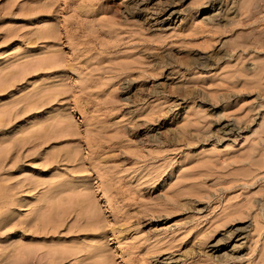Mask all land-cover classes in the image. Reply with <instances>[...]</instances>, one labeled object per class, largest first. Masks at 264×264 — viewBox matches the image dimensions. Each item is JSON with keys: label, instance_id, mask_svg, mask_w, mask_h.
<instances>
[{"label": "rangeland", "instance_id": "obj_1", "mask_svg": "<svg viewBox=\"0 0 264 264\" xmlns=\"http://www.w3.org/2000/svg\"><path fill=\"white\" fill-rule=\"evenodd\" d=\"M242 1L59 2L61 8L47 14L60 25L56 50L33 41L20 55L0 56V264H264V135L254 119L264 111L256 114L255 95L238 91L230 75L238 57L234 38L264 25V0L249 10L257 11V21ZM9 2L0 0V42L14 21L4 16ZM169 7L179 13L172 31L153 32L147 14ZM89 17L106 32L91 30ZM125 57H137L140 65ZM113 58L134 65L119 75V66L109 65ZM44 61L55 62L57 71L71 65L72 75L38 86L52 71L33 76L45 70ZM11 85L16 91L7 90ZM59 102L55 113L41 117ZM44 129L42 143L37 135ZM235 131L250 138L231 148ZM200 148L206 152L197 155ZM69 152L73 160L53 163V154ZM78 171L86 176L81 182L72 176ZM24 199V211L13 215ZM89 215L102 217L100 233L80 231L92 222Z\"/></svg>", "mask_w": 264, "mask_h": 264}, {"label": "bare ground", "instance_id": "obj_2", "mask_svg": "<svg viewBox=\"0 0 264 264\" xmlns=\"http://www.w3.org/2000/svg\"><path fill=\"white\" fill-rule=\"evenodd\" d=\"M10 2H9V6H8V9H6L5 7H4V16H5V18L6 19H8V21H10L11 19H13L14 21L13 22H11V23H9L11 26H10V28H9V31L7 32V34H4V35H2L1 36V38H2V40H1V42H0V56H6V57H9L11 54H14V55H17V54H21V53H24V50L26 49V47L31 43V42H33V44H36L37 45V47L36 48H42V49H47V48H49V46L51 45V49L52 50H56L57 49V47H59V46H57V44L55 43V42H59V41H61L62 39V35H61V31L59 32V26L57 25V23H55V21H51L50 22V20H49V17H48V12H52V11H54V12H57L58 11V9L59 8H61L60 7V5H59V2H60V0H22L21 2H17L18 0H9ZM72 2L73 0H62L61 2L62 3H66V2ZM187 1V0H186ZM203 1V0H202ZM7 2V1H6ZM60 2V3H61ZM149 2V1H148ZM8 3V2H7ZM85 3V2H84ZM194 3V2H193ZM241 3V2H240ZM256 3H258V1H256V0H244V2L242 1V3H241V7H242V9L245 11V9L246 8H248L247 9V11H249L250 10V8H252L253 6H255L256 5ZM75 4V3H74ZM73 4V5H74ZM195 4V3H194ZM200 4V3H199ZM66 5V4H65ZM79 5V4H78ZM85 5V4H84ZM94 5V4H93ZM196 5V4H195ZM258 5V7L257 6H255L256 7V9H260V6H259V4H257ZM71 6V5H70ZM129 6V5H128ZM129 7H131V6H129ZM191 7V6H190ZM261 7H262V5H261ZM264 7V6H263ZM68 8V7H67ZM80 8V7H79ZM86 8V7H85ZM90 9V8H89ZM150 9V8H149ZM165 9V8H164ZM201 9H203V7L202 8H200L198 11H196V13L198 12H200L201 11ZM263 8H261V10H262ZM80 10V9H79ZM153 10V9H152ZM255 10V9H254ZM264 10V9H263ZM246 11V12H247ZM252 11V10H251ZM251 11H249V13L251 12ZM256 11V10H255ZM255 11H253L252 13H250V14H253ZM86 12H87V9H86ZM125 12V11H124ZM165 13L164 14H162V15H159L158 16V13L155 11V10H153V11H149V13L147 14V16H146V21H147V25H150V27L149 28H151L152 30H153V32H156V31H158V32H163V33H169L170 31H172V29H173V25L174 24H176V22H177V20L179 19V13H178V11H176V10H174L173 9V7H169L167 10H165L164 11ZM240 12V11H239ZM257 12V11H256ZM259 12H261L260 10H259ZM76 13H78V12H76ZM135 11L133 10V9H131L130 8V11H129V13L127 12V14L130 16H134L135 15ZM126 14V15H127ZM245 14V13H244ZM256 14H258V13H256ZM77 15V14H76ZM104 15V14H103ZM106 16V15H105ZM105 16H103V20H104V17ZM244 16V15H243ZM260 16H261V19H262V12L260 13ZM84 17H86V16H84ZM107 17V16H106ZM105 17V18H106ZM250 17V16H249ZM249 17L247 16V18L249 19ZM256 16H254V14H253V18H255ZM75 18V17H74ZM82 18V17H81ZM80 18V19H81ZM90 18V17H89ZM98 18V17H97ZM96 18V19H97ZM240 18V17H239ZM246 18V20H248ZM251 18H252V15H251ZM257 18V19H256ZM255 19H256V21L257 20H259L260 19V17H256ZM259 18V19H258ZM83 19V18H82ZM88 19V18H87ZM90 19H92V18H90ZM100 19V18H99ZM108 19V18H107ZM106 19V20H107ZM124 19V18H123ZM211 19V18H210ZM238 19V18H237ZM106 20H104V22H106ZM118 20V19H117ZM245 20V21H246ZM249 20H251V19H249ZM85 21V20H84ZM88 21H89V19H88ZM97 21H98V19H97ZM94 18L92 19V21H89V22H87L88 23V26L89 27H91V30H95V29H97V28H99V26H97V22ZM102 21V20H101ZM116 21V20H115ZM242 21V20H241ZM253 21V19L251 20V21H249V22H252ZM255 21V20H254ZM78 22V21H77ZM82 22V21H81ZM108 22H110L109 20H108ZM117 22V21H116ZM249 22H247L248 24H249ZM199 23H201V22H199ZM198 23V27H199V24ZM240 23V22H239ZM238 23V24H239ZM242 23H245V22H242ZM242 23H240V25H242ZM254 23H257V22H254ZM262 23V22H261ZM117 24V23H116ZM193 24V23H192ZM237 24V23H236ZM251 24V23H250ZM111 25V24H110ZM190 25V24H189ZM196 25V24H195ZM194 25V26H195ZM244 25H246V23L244 24ZM259 25V24H258ZM80 26V25H79ZM117 26V25H116ZM120 26V25H119ZM123 26V25H122ZM177 26V25H176ZM193 26V27H194ZM201 26V25H200ZM203 26V25H202ZM237 26V25H236ZM243 26V25H242ZM86 27V26H85ZM110 27H112V26H109V28ZM126 27H127V25H126ZM130 27H132V25H130ZM135 27V26H134ZM133 27V28H134ZM198 27L197 26H195L194 28H197V29H194L193 28V31L195 32V30H197L196 32H197V34H199L198 33V31L200 32L201 30H199L198 29ZM246 27H248L247 25H246ZM71 28V27H70ZM73 28V27H72ZM106 27H104V28H99L100 29V33L101 34H104L105 32H106V30L107 29H105ZM108 28V29H109ZM129 28V27H128ZM136 28V27H135ZM139 28H142V27H139ZM177 28V27H176ZM202 28V31H203V28H204V26L203 27H201ZM207 28V25L205 26V28H204V30ZM85 29V28H84ZM84 29H83V31H84ZM124 29H126L125 28V25H124ZM8 30V29H7ZM61 30V29H60ZM86 30H87V27H86ZM118 30V29H117ZM191 30H192V28H191ZM246 31H238L237 33V35L235 36V40H234V44H233V47H234V49L237 51V59L235 60L236 61V64L235 65H233V66H235L236 67V70L235 71H233L232 73L230 72V75L232 76V74H233V77H231V79H233V85H235V88L238 90V91H240V92H242L243 90H245V91H250L252 94H253V96L255 95V97H256V99L255 100H257L258 102H259V108H258V106H257V108L259 109L258 110V112L256 113V114H258V113H262L263 111H264V25L263 26H256V25H252V26H249L248 28H246L245 29ZM80 31H82L81 29H80ZM99 31V30H98ZM180 31V30H179ZM193 31H190L189 32V28H188V31L187 32H189V35H190V33H191V36H192V32ZM208 31V30H207ZM86 32H88V31H86ZM116 32V30H114L113 31V33H115ZM132 32V31H131ZM194 32H193V34H194ZM79 33V32H78ZM95 33V32H94ZM125 33V32H124ZM162 33V34H163ZM203 33H206L205 31H203ZM83 34H84V32H83ZM122 33H120L119 35L120 36H123V34L121 35ZM133 35H136V34H139V33H137L136 31H134L133 33H132ZM170 34V33H169ZM169 34H166V35H168V36H170ZM187 34V33H186ZM196 34V33H195ZM118 35V33H117V36H119ZM127 35V34H126ZM130 35V34H129ZM145 35V34H144ZM143 35V36H144ZM159 35V34H158ZM165 35V36H166ZM78 36V35H77ZM99 36V35H98ZM103 36V35H102ZM106 36H108V35H106ZM105 36V37H106ZM114 36H116V33L114 34ZM128 36V35H127ZM142 36V35H141ZM164 36V37H165ZM74 37H75V35L74 34H71L68 38L70 39V40H67V38H66V40L69 42V43H73L72 42V40L74 39ZM83 37V36H82ZM101 37V36H100ZM160 37H162L161 35H160ZM103 39H105L104 38V36L102 37ZM112 38H114V37H112ZM148 38V37H147ZM150 38V37H149ZM154 38V37H153ZM97 39V38H96ZM131 39V38H130ZM163 39V38H162ZM171 39V38H170ZM114 40V39H113ZM121 40V39H120ZM125 40V39H124ZM151 40V39H150ZM166 40H168V39H166ZM101 41H103L104 42V40H101ZM105 41H106V39H105ZM108 41H110V38L108 37V40H107V43H109ZM112 41V40H111ZM116 41V40H115ZM137 41V40H136ZM157 41V40H156ZM100 42V41H99ZM103 42H100V44L102 43L103 44ZM121 42V41H120ZM138 42V41H137ZM160 42V41H159ZM6 43H8V45H6ZM79 43V42H78ZM106 43V42H105ZM115 43V42H114ZM175 43V42H174ZM177 43H179V42H177ZM181 43V42H180ZM192 43V42H191ZM14 44H16V45H14ZM101 44V45H102ZM112 44V42L109 44V45H111ZM12 45V46H11ZM126 45V44H125ZM176 45V44H175ZM179 45V44H178ZM112 46V45H111ZM117 46V45H116ZM170 46V45H169ZM107 47V46H106ZM9 48V50L8 51H6L7 49ZM108 48V47H107ZM136 48V47H135ZM134 48V50H136ZM111 50V49H110ZM109 50V51H110ZM121 50V49H120ZM130 50V49H129ZM123 51H125V50H123ZM133 51V50H132ZM12 52H14V53H12ZM127 52V51H126ZM125 53V52H124ZM243 53V54H242ZM119 56V55H118ZM135 56H137L136 54H135ZM109 57V56H108ZM122 57V56H121ZM138 57V56H137ZM136 57V58H137ZM106 58V57H105ZM115 58H117V57H115ZM115 58H113V59H110V64L108 63V62H106V63H108L110 66H111V63L112 62H115L116 61V59ZM125 58H129V57H125ZM133 58H135V57H133ZM136 58L135 59H132V58H129V60H135L133 63L135 64V62L138 64V61L137 60H139V59H137L136 60ZM139 58V57H138ZM119 59V58H118ZM117 59V60H118ZM121 59H123V58H120V60ZM246 59H249V61H248V63L249 64H251L250 66L248 65V68H246L245 70H243L241 67H242V65H243V61L244 60H246ZM96 60V59H95ZM109 60V59H108ZM107 60V61H108ZM115 60V61H114ZM119 60V61H120ZM106 61V60H105ZM125 61H128L127 59H125ZM124 61V62H125ZM140 61V60H139ZM184 61V60H183ZM188 61V60H187ZM250 61H252V62H250ZM131 61H129V63H130ZM131 62V63H132ZM116 63V62H115ZM129 63H121V61H120V63L119 64H117V66H119V67H116L117 68V70L116 71H118V74L119 75H121L122 74V70H123V67L125 66V67H127V66H129V69H130V66H133V65H131V64H129ZM137 64H136V66H137ZM142 64H143V67H144V63H141V66H142ZM240 64H242V65H240ZM246 64V63H245ZM114 65V64H113ZM140 64H138V66H139ZM43 66H45V68H43V69H45L43 72H35L34 74H33V76H36V75H38V74H40V73H45L46 71H48V70H52L51 71V73L50 74H45V76H49L50 75V78H48L47 77V79H45V80H41V81H38L36 84L39 86L41 83H45L47 80H54L55 82H60V81H63L64 79H66L67 78V76H69V74H71L72 75V68H71V65H69V66H65L64 68H62V70L61 71H57L56 69H58V68H56V63L55 62H53V63H51V62H49V61H44L43 63H42V65H40V67L42 68ZM93 66V65H92ZM105 66H106V68H107V65L105 64ZM135 66V67H136ZM146 66V65H145ZM96 68V67H95ZM100 68V67H99ZM102 68H104V66L102 67ZM121 68V69H120ZM90 69V68H89ZM108 69V68H107ZM106 69V70H107ZM109 69H111L112 71H115V70H113L112 68H109ZM115 69V68H114ZM125 69V68H124ZM96 70H98V69H96ZM103 70V69H102ZM127 70H128V68H127ZM134 70V69H133ZM100 71V70H99ZM104 71H105V68H104ZM103 71V72H104ZM150 72V71H149ZM226 73V72H225ZM32 74V73H31ZM229 74V73H228ZM125 75V74H124ZM223 75V74H222ZM225 75V74H224ZM227 76V75H226ZM228 77V76H227ZM227 77H226V80L225 81H227ZM230 77V76H229ZM223 78V77H222ZM224 78H225V76H224ZM116 79V78H115ZM114 79V80H115ZM229 79V78H228ZM24 80H27V77L26 78H24ZM110 80V79H109ZM108 80V81H109ZM66 81V80H65ZM111 81V80H110ZM225 81H223V82H225ZM220 83H222V82H219V84ZM24 85V84H23ZM22 85V86H23ZM56 85V84H55ZM215 85V84H214ZM222 85V84H221ZM220 85V86H221ZM224 85V84H223ZM229 85V84H228ZM21 86V87H22ZM216 86V85H215ZM11 87H15V91H16V89H17V87L14 85H11L7 90H9ZM20 87V88H21ZM185 87V86H184ZM226 87V86H225ZM228 87V86H227ZM20 88H19V90H20ZM9 91H11V90H9ZM8 91V92H9ZM7 91H5V93H6ZM12 92V91H11ZM14 92V91H13ZM108 95V94H107ZM107 98H108V96H107ZM254 100V99H253ZM63 106V102H59L57 105H55L53 108H49V109H47V110H44V111H42L41 112V117L43 118V117H45L46 119L48 118V116H50L51 114H53V113H55L60 107H62ZM242 106V105H241ZM248 110V109H247ZM254 111V110H253ZM259 111H262V112H259ZM239 112V111H238ZM250 112V111H249ZM250 114V113H249ZM65 115V114H64ZM193 116V115H192ZM252 117V116H251ZM255 124L258 126L257 128L259 129H261V132H262V135H264V116H261V115H259L258 117H256L255 116ZM198 122V121H197ZM253 123V122H252ZM196 124V123H195ZM186 127V126H185ZM193 127V126H192ZM48 129H49V127H47ZM251 129V128H250ZM258 129H257V131H258ZM45 130V129H44ZM50 130V129H49ZM48 130V131H49ZM62 130H63V128H62ZM248 130V129H247ZM166 132V131H165ZM247 132V131H246ZM246 132H243V131H240L239 133H238V131H235V134H232L233 136H234V142H233V144L232 145H230V147L231 148H236L237 146H239L241 143H243V141H244V143L243 144H241L242 146L243 145H245L246 144V142H248V140H249V138L250 137H246V135H245V138H243V135H242V133L244 134V133H246ZM256 132V131H255ZM105 134V133H104ZM117 134V133H116ZM257 134V133H256ZM47 135H48V133H47V130H45V133H39L37 136H38V138L39 139H41V140H43L42 141V143H45L46 142V139L48 138L47 137ZM99 137H101V136H99ZM110 137V136H109ZM118 137V136H117ZM111 139H113V138H111ZM116 140V139H115ZM118 140V139H117ZM224 141L226 140V141H229L227 138H225V139H223ZM222 140H218V142L220 143ZM253 141V140H252ZM218 144V143H217ZM217 144H213V147H212V149L211 150H213V152L215 151V149H219V148H217ZM85 146L87 147V149H89L90 147H91V145L87 142V138L85 139ZM241 146V147H242ZM152 147V146H151ZM250 147V146H249ZM252 147V149H254L255 148V145L254 146H251ZM154 148V147H153ZM179 148V147H178ZM245 148V147H244ZM156 149V148H155ZM248 148H246V150H247ZM250 149V148H249ZM248 149V150H249ZM158 150V149H157ZM241 150V149H240ZM245 150V149H244ZM244 150L242 151V152H244ZM89 151V150H88ZM87 151V152H88ZM153 152V151H152ZM157 152H159V151H157ZM206 152V150L205 149H203V148H200L199 150H197V155H200V154H202V153H205ZM219 152V151H218ZM221 152V151H220ZM239 152H241V151H239ZM246 152V151H245ZM249 152V151H248ZM264 152V151H263ZM227 153V152H226ZM153 154V153H152ZM220 154V153H219ZM244 154V153H243ZM235 155V154H234ZM259 157V156H258ZM71 158H72V160H73V157H72V153L71 152H69L67 155H66V157H63V156H56L55 154H53V158H52V160H53V163H56L57 165H61L62 163H64V162H68V161H70L71 160ZM208 158V157H207ZM207 158H205V161H206V159ZM236 158H238V157H236ZM241 158H243L242 156H241ZM247 158V157H246ZM245 158V159H246ZM248 159H249V157H248ZM239 160V159H238ZM213 161V160H212ZM219 161V160H218ZM242 161H244V160H242ZM260 161V160H259ZM209 162V161H208ZM217 162V161H216ZM263 162V161H262ZM200 163H201V161H200ZM203 163V162H202ZM201 163V164H202ZM206 163H207V161H206ZM257 163H258V161H257ZM253 164V163H252ZM261 163H259L258 165H260ZM263 164H264V162H263ZM195 165V164H194ZM214 165V164H213ZM212 165V166H213ZM253 165H255V163L253 164ZM252 165V166H253ZM195 166H197L198 168H199V166H201L200 164H199V166L198 165H195ZM193 167V168H195L196 169V167ZM202 166H203V164H202ZM206 166V165H205ZM204 166V167H205ZM215 166V165H214ZM256 166H257V164H256ZM209 167V166H208ZM211 167V166H210ZM264 167V166H263ZM189 168H190V166H189ZM191 169V168H190ZM189 169V170H190ZM154 171V170H153ZM190 171H192V170H190ZM142 174V173H141ZM77 175L78 176H75V175H72L73 177H75V178H73V179H75V180H78L79 182H81V180H82V178H84V177H86L83 173H79V171H78V173H77ZM71 176V175H70ZM143 178H141V180H142ZM140 180V181H141ZM179 183V182H178ZM177 184V183H176ZM179 185V184H178ZM97 186V185H96ZM176 186V185H175ZM95 187V186H94ZM174 187V186H173ZM179 187V186H178ZM97 188V190L98 191H100V193L101 194H103V191L102 190H100V188H98V187H96ZM185 188V187H184ZM183 188V191L185 190ZM176 189V188H175ZM188 189V188H187ZM190 189V188H189ZM192 189V188H191ZM193 190H194V188H193ZM193 190H191V191H193ZM131 191V190H130ZM181 192H182V190L180 191V196H182L181 195ZM190 192V191H189ZM173 194V193H172ZM177 194H179V192H177ZM167 195H169V194H167ZM132 196V195H131ZM170 196V195H169ZM173 197H174V195H172ZM177 196L178 195H176V198H177ZM187 196V195H186ZM189 196V195H188ZM174 199V198H173ZM178 199V198H177ZM89 201V200H88ZM179 201V200H178ZM25 202H26V200L24 199L23 201H21L19 204H17V206H16V209L12 212V214L13 215H15V214H17V213H19V212H21V211H24L23 209L24 208H22L23 206H24V204H25ZM83 202H85V201H83ZM24 203V204H23ZM82 205V204H81ZM141 206V205H140ZM104 207L105 208H107L108 209V203L107 202H104ZM166 207V206H165ZM190 207V206H189ZM173 209V208H172ZM107 211V210H106ZM239 211V210H238ZM236 214H237V212H236ZM234 215V214H233ZM104 218V217H103ZM101 219H102V217H101ZM99 220V219H97V217L96 216H94V215H89V216H87V220H91L92 222L90 223V222H85V224L83 225V226H81V229H80V231L81 232H84V231H87L88 230V228H93V230L94 231H96V232H98V233H100L101 232V230L97 227V225L99 224L100 225V222L101 221H103V220ZM133 219V218H132ZM128 220V219H127ZM130 222V221H129ZM129 222H127V223H129ZM102 223V222H101ZM130 224V223H129ZM128 224V225H129ZM127 225V224H126ZM123 226H125L124 225V223H123ZM131 226V225H130ZM103 227V226H102ZM106 227V226H105ZM126 227V226H125ZM128 227V226H127ZM76 228V227H75ZM119 228V227H118ZM122 228V227H121ZM57 229V228H56ZM77 229V228H76ZM116 229V228H115ZM121 230V229H120ZM78 231V230H77ZM90 231V230H89ZM118 231V230H117ZM122 231V230H121ZM57 232V231H56ZM120 232V231H119ZM203 232V231H202ZM86 233H89L88 231L86 232ZM111 233V232H110ZM117 233V232H116ZM121 233V232H120ZM118 236H119V234H118ZM200 236V235H199ZM87 237H89L90 239H92V242L93 243H95L94 242V239L92 238V236H89V234H88V236ZM197 238V237H196ZM96 240V239H95ZM105 240V239H104ZM104 240H101V241H99L98 242V246L97 247H99L100 249H102L104 246H105V241ZM155 244V243H154ZM157 248H158V246H157ZM212 248V247H211ZM212 251H214V250H217V248H216V246L214 247L213 246V248L211 249ZM158 251V250H157ZM152 252V251H151ZM154 252V251H153ZM156 252V251H155ZM88 253L90 254L91 253V251H88ZM228 254V253H227ZM142 256V255H141ZM178 258V257H177ZM62 260V259H61ZM64 260V259H63ZM169 260V259H168ZM168 260H166V262L164 263V261H163V263H161V264H169V263H171V262H168ZM171 260V259H170ZM169 260V261H170ZM175 260V259H174ZM172 261V260H171ZM102 264V263H101Z\"/></svg>", "mask_w": 264, "mask_h": 264}]
</instances>
